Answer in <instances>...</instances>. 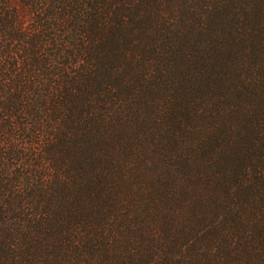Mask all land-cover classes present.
I'll return each mask as SVG.
<instances>
[{
  "label": "trees",
  "instance_id": "obj_1",
  "mask_svg": "<svg viewBox=\"0 0 264 264\" xmlns=\"http://www.w3.org/2000/svg\"><path fill=\"white\" fill-rule=\"evenodd\" d=\"M0 264H264V0H0Z\"/></svg>",
  "mask_w": 264,
  "mask_h": 264
},
{
  "label": "rangeland",
  "instance_id": "obj_2",
  "mask_svg": "<svg viewBox=\"0 0 264 264\" xmlns=\"http://www.w3.org/2000/svg\"><path fill=\"white\" fill-rule=\"evenodd\" d=\"M12 7L18 13L20 24L27 26L31 16L30 10L26 8L27 6L18 1H14Z\"/></svg>",
  "mask_w": 264,
  "mask_h": 264
}]
</instances>
